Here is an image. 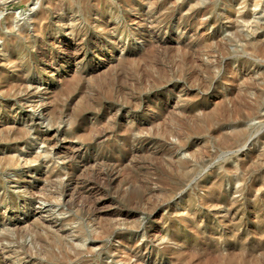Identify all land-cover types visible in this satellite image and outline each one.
I'll list each match as a JSON object with an SVG mask.
<instances>
[{
    "label": "rangeland",
    "instance_id": "374dc122",
    "mask_svg": "<svg viewBox=\"0 0 264 264\" xmlns=\"http://www.w3.org/2000/svg\"><path fill=\"white\" fill-rule=\"evenodd\" d=\"M260 48L264 0H0V264H264Z\"/></svg>",
    "mask_w": 264,
    "mask_h": 264
},
{
    "label": "bare ground",
    "instance_id": "6f19581e",
    "mask_svg": "<svg viewBox=\"0 0 264 264\" xmlns=\"http://www.w3.org/2000/svg\"><path fill=\"white\" fill-rule=\"evenodd\" d=\"M219 48H221V49H223V46L222 45H217ZM261 47V46H260ZM258 50H259V48H258ZM257 50V51H258ZM259 52H262V54H263V50H261V48H260V51ZM254 102V101H253ZM246 110V109H245ZM253 113H254V111H253ZM255 114V113H254ZM54 145V144H53ZM52 145V146H53ZM50 146V145H49ZM56 146V145H55ZM71 158V157H70ZM10 160V162H11V164H12V166L14 165V166H16V168H18L20 165H19V162H18V160L17 159H14V158H10L9 159ZM17 177V176H16Z\"/></svg>",
    "mask_w": 264,
    "mask_h": 264
}]
</instances>
